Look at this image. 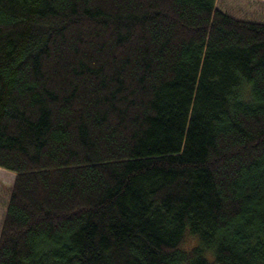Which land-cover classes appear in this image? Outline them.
Returning <instances> with one entry per match:
<instances>
[{"label": "trees", "instance_id": "1", "mask_svg": "<svg viewBox=\"0 0 264 264\" xmlns=\"http://www.w3.org/2000/svg\"><path fill=\"white\" fill-rule=\"evenodd\" d=\"M0 168V264H264V22L0 0Z\"/></svg>", "mask_w": 264, "mask_h": 264}, {"label": "rangeland", "instance_id": "2", "mask_svg": "<svg viewBox=\"0 0 264 264\" xmlns=\"http://www.w3.org/2000/svg\"><path fill=\"white\" fill-rule=\"evenodd\" d=\"M215 8L235 18L264 22V0H215ZM14 178L15 173L0 168V229Z\"/></svg>", "mask_w": 264, "mask_h": 264}]
</instances>
